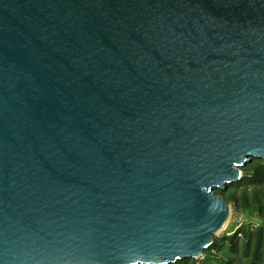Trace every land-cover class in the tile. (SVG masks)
<instances>
[{
    "label": "water",
    "instance_id": "obj_1",
    "mask_svg": "<svg viewBox=\"0 0 264 264\" xmlns=\"http://www.w3.org/2000/svg\"><path fill=\"white\" fill-rule=\"evenodd\" d=\"M264 164V0H0V264L201 259Z\"/></svg>",
    "mask_w": 264,
    "mask_h": 264
},
{
    "label": "trees",
    "instance_id": "obj_2",
    "mask_svg": "<svg viewBox=\"0 0 264 264\" xmlns=\"http://www.w3.org/2000/svg\"><path fill=\"white\" fill-rule=\"evenodd\" d=\"M240 181L225 189H213L232 206L233 212L245 215L246 223L233 225L215 237L201 259H184L172 264H264V164L252 158L241 168Z\"/></svg>",
    "mask_w": 264,
    "mask_h": 264
},
{
    "label": "rangeland",
    "instance_id": "obj_3",
    "mask_svg": "<svg viewBox=\"0 0 264 264\" xmlns=\"http://www.w3.org/2000/svg\"><path fill=\"white\" fill-rule=\"evenodd\" d=\"M246 222H247V218L245 217V215H240V214H237V213L235 214L233 212V210H232L230 221H229L227 227L217 237L222 236V234H224L226 231H228L233 225L239 224V223H246Z\"/></svg>",
    "mask_w": 264,
    "mask_h": 264
}]
</instances>
